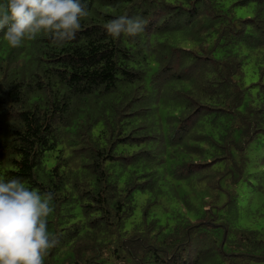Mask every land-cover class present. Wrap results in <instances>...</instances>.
<instances>
[{
	"label": "trees",
	"instance_id": "16d2710c",
	"mask_svg": "<svg viewBox=\"0 0 264 264\" xmlns=\"http://www.w3.org/2000/svg\"><path fill=\"white\" fill-rule=\"evenodd\" d=\"M86 3L62 46L0 31V180L54 194L45 264H264V200L251 223L236 202L264 135V0ZM120 15L145 32L113 39Z\"/></svg>",
	"mask_w": 264,
	"mask_h": 264
},
{
	"label": "clouds",
	"instance_id": "9594fccd",
	"mask_svg": "<svg viewBox=\"0 0 264 264\" xmlns=\"http://www.w3.org/2000/svg\"><path fill=\"white\" fill-rule=\"evenodd\" d=\"M89 15L86 0H7L0 4V31L13 48L42 32L62 46L75 40ZM146 24L142 17L120 15L103 27L113 39L134 38L145 32ZM53 199L51 192L30 190L21 178L0 180V264H45L49 250L59 244L48 230Z\"/></svg>",
	"mask_w": 264,
	"mask_h": 264
},
{
	"label": "rangeland",
	"instance_id": "374dc122",
	"mask_svg": "<svg viewBox=\"0 0 264 264\" xmlns=\"http://www.w3.org/2000/svg\"><path fill=\"white\" fill-rule=\"evenodd\" d=\"M257 70V73L251 70L248 74L249 82L261 83L260 81H264V74L262 75L261 70ZM251 91V94H248L253 99L251 105H256V103L264 99V88L261 84L252 88ZM261 139L263 141L260 150L256 152V156L250 158L245 167L246 174L249 173V175L240 180L237 185V208L242 212L239 214L240 220L247 223L258 220V216L261 214V205L264 200V135Z\"/></svg>",
	"mask_w": 264,
	"mask_h": 264
}]
</instances>
